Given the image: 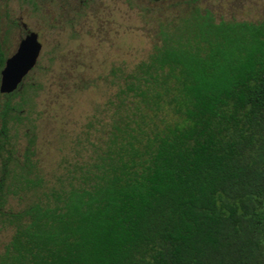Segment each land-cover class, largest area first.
<instances>
[{
    "label": "trees",
    "instance_id": "obj_1",
    "mask_svg": "<svg viewBox=\"0 0 264 264\" xmlns=\"http://www.w3.org/2000/svg\"><path fill=\"white\" fill-rule=\"evenodd\" d=\"M116 76L103 144L45 187L40 85L0 93V264H264V25L192 13Z\"/></svg>",
    "mask_w": 264,
    "mask_h": 264
},
{
    "label": "rangeland",
    "instance_id": "obj_2",
    "mask_svg": "<svg viewBox=\"0 0 264 264\" xmlns=\"http://www.w3.org/2000/svg\"><path fill=\"white\" fill-rule=\"evenodd\" d=\"M196 12L264 25V0H105L86 8L0 0L4 55L16 50L25 30L35 31L42 45L23 84L40 85L34 158L44 187L78 169L103 144L118 70L145 60L160 43V30ZM22 130L15 136L17 154L25 145ZM34 198L32 192L9 195L3 209L19 210ZM12 231L0 218V252Z\"/></svg>",
    "mask_w": 264,
    "mask_h": 264
},
{
    "label": "water",
    "instance_id": "obj_3",
    "mask_svg": "<svg viewBox=\"0 0 264 264\" xmlns=\"http://www.w3.org/2000/svg\"><path fill=\"white\" fill-rule=\"evenodd\" d=\"M41 47L35 31L21 38L16 50L5 58L0 70V93H9L18 87L35 66Z\"/></svg>",
    "mask_w": 264,
    "mask_h": 264
},
{
    "label": "flooded vegetation",
    "instance_id": "obj_4",
    "mask_svg": "<svg viewBox=\"0 0 264 264\" xmlns=\"http://www.w3.org/2000/svg\"><path fill=\"white\" fill-rule=\"evenodd\" d=\"M28 2L32 3H49V4H80L84 8L88 7V5L93 4V3H103L105 0H26ZM31 30H25L23 38L27 33H29ZM19 39V41L21 40ZM19 43V42H18Z\"/></svg>",
    "mask_w": 264,
    "mask_h": 264
}]
</instances>
